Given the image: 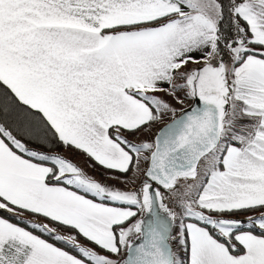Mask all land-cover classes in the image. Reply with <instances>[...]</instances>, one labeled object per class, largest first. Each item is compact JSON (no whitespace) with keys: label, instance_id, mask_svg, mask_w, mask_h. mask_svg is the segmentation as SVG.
I'll list each match as a JSON object with an SVG mask.
<instances>
[{"label":"snow or ice","instance_id":"snow-or-ice-1","mask_svg":"<svg viewBox=\"0 0 264 264\" xmlns=\"http://www.w3.org/2000/svg\"><path fill=\"white\" fill-rule=\"evenodd\" d=\"M0 264H264V0H0Z\"/></svg>","mask_w":264,"mask_h":264},{"label":"rangeland","instance_id":"rangeland-1","mask_svg":"<svg viewBox=\"0 0 264 264\" xmlns=\"http://www.w3.org/2000/svg\"><path fill=\"white\" fill-rule=\"evenodd\" d=\"M62 151H60V152H62ZM70 154L71 155H69L67 157H69L71 160H73L79 166H81L82 168H84L89 175H92L96 179L102 180V181H104L106 183H109V184L116 183V181H114V180H107L105 178V176L101 174L102 171H103L102 169H92V168L88 167L87 162L85 160H83L80 157L76 156L75 153H73L72 151H70ZM121 187H122V185H121ZM240 217H242V216H240ZM240 217H237V218L243 219V218H240ZM62 234H63V232H62Z\"/></svg>","mask_w":264,"mask_h":264},{"label":"crops","instance_id":"crops-1","mask_svg":"<svg viewBox=\"0 0 264 264\" xmlns=\"http://www.w3.org/2000/svg\"><path fill=\"white\" fill-rule=\"evenodd\" d=\"M177 107H179L178 105H177ZM157 127H160V125H158ZM70 151L71 150H69V151H67V152H63V154L65 155V156H69V155H71L70 154ZM76 154V153H75ZM76 156H78V157H80L81 159H83V160H85V157L84 156H82V155H79V154H76ZM69 158V157H68ZM86 161V160H85ZM240 218H244V216L242 215V217H240Z\"/></svg>","mask_w":264,"mask_h":264},{"label":"trees","instance_id":"trees-1","mask_svg":"<svg viewBox=\"0 0 264 264\" xmlns=\"http://www.w3.org/2000/svg\"><path fill=\"white\" fill-rule=\"evenodd\" d=\"M57 151H62V149H58Z\"/></svg>","mask_w":264,"mask_h":264}]
</instances>
